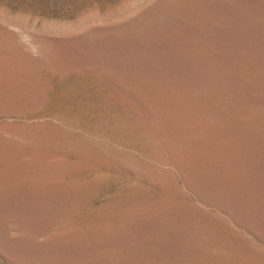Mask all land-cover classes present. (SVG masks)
I'll use <instances>...</instances> for the list:
<instances>
[{
	"label": "rangeland",
	"instance_id": "obj_1",
	"mask_svg": "<svg viewBox=\"0 0 264 264\" xmlns=\"http://www.w3.org/2000/svg\"><path fill=\"white\" fill-rule=\"evenodd\" d=\"M0 264H264V0H0Z\"/></svg>",
	"mask_w": 264,
	"mask_h": 264
},
{
	"label": "bare ground",
	"instance_id": "obj_2",
	"mask_svg": "<svg viewBox=\"0 0 264 264\" xmlns=\"http://www.w3.org/2000/svg\"><path fill=\"white\" fill-rule=\"evenodd\" d=\"M15 80V79H14ZM17 80V79H16ZM15 87V86H14ZM17 92V91H16ZM35 92V91H34ZM11 100V99H10ZM20 102V101H19ZM10 106V105H9Z\"/></svg>",
	"mask_w": 264,
	"mask_h": 264
}]
</instances>
